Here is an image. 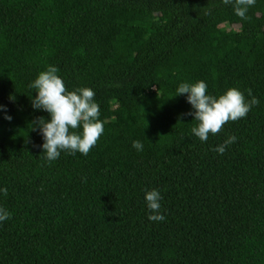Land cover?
<instances>
[{"label": "trees", "instance_id": "16d2710c", "mask_svg": "<svg viewBox=\"0 0 264 264\" xmlns=\"http://www.w3.org/2000/svg\"><path fill=\"white\" fill-rule=\"evenodd\" d=\"M234 2L0 0V264H264V0L243 19ZM49 65L95 93L87 155L44 159L29 84ZM196 80L258 102L202 142L174 96ZM153 188L163 221L147 219Z\"/></svg>", "mask_w": 264, "mask_h": 264}, {"label": "clouds", "instance_id": "9594fccd", "mask_svg": "<svg viewBox=\"0 0 264 264\" xmlns=\"http://www.w3.org/2000/svg\"><path fill=\"white\" fill-rule=\"evenodd\" d=\"M229 2L231 0H224V3ZM254 2L255 0H235L234 14L245 18L247 8ZM57 71L55 66L49 65L45 70L38 72L29 84L30 89L35 91V96L30 99L31 107L48 114L47 120L39 118L35 122L43 141L40 148L44 152L46 162L56 160L62 150L71 154L79 152L87 155L104 131L103 121L98 119L100 110L94 100V91L88 87L67 90ZM206 89L207 85L203 80L181 82L174 95H184L185 101L190 105L192 111L183 115H190L192 120L197 122L191 132L202 142L208 139L209 134L220 131L229 120L244 118L250 108L258 102L250 90L249 99L245 100L244 94L234 87L227 88L217 96L207 94ZM9 99L12 100L13 97L10 96ZM0 114H3L5 120L12 119L5 105H0ZM77 129L79 131H76ZM235 140V136L229 135L212 150L223 154L226 147ZM131 146L137 151L143 148L138 140H133ZM6 194L7 188L0 186V195ZM143 199L149 210L147 219L163 221L165 216L160 212V192L154 188L146 190ZM9 215L6 209L0 207V222L7 220Z\"/></svg>", "mask_w": 264, "mask_h": 264}]
</instances>
